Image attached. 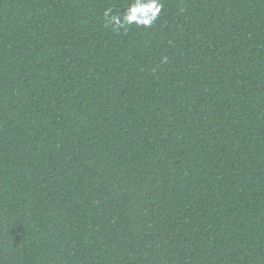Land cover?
Wrapping results in <instances>:
<instances>
[{
  "label": "trees",
  "instance_id": "1",
  "mask_svg": "<svg viewBox=\"0 0 264 264\" xmlns=\"http://www.w3.org/2000/svg\"><path fill=\"white\" fill-rule=\"evenodd\" d=\"M0 0V264H264V0Z\"/></svg>",
  "mask_w": 264,
  "mask_h": 264
},
{
  "label": "clouds",
  "instance_id": "2",
  "mask_svg": "<svg viewBox=\"0 0 264 264\" xmlns=\"http://www.w3.org/2000/svg\"><path fill=\"white\" fill-rule=\"evenodd\" d=\"M163 5L160 0H130L123 15H112L111 9L105 11L107 24L115 30L136 24L151 27L157 20Z\"/></svg>",
  "mask_w": 264,
  "mask_h": 264
}]
</instances>
